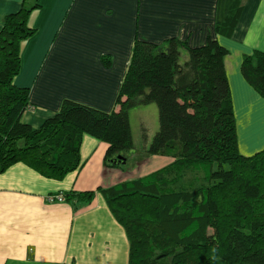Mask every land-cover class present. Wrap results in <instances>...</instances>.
<instances>
[{"label": "trees", "instance_id": "trees-1", "mask_svg": "<svg viewBox=\"0 0 264 264\" xmlns=\"http://www.w3.org/2000/svg\"><path fill=\"white\" fill-rule=\"evenodd\" d=\"M244 1H235L218 32L231 35ZM38 7L36 0L26 3L2 21L0 174L23 163L60 181L82 167L84 135L108 145L106 167H123L118 157L127 160L134 148L130 110L155 104L159 129L146 152L172 162L102 191L126 231L129 264H264V150L240 153L224 65L229 51L211 36L197 48L177 38L160 45L136 40L119 111L66 100L34 129L23 121L30 90L14 80L22 67L21 44L36 32L29 18ZM241 71L264 96V52L246 55ZM64 196L82 206L93 202L95 192Z\"/></svg>", "mask_w": 264, "mask_h": 264}, {"label": "crops", "instance_id": "crops-1", "mask_svg": "<svg viewBox=\"0 0 264 264\" xmlns=\"http://www.w3.org/2000/svg\"><path fill=\"white\" fill-rule=\"evenodd\" d=\"M36 1L39 7L29 18L36 32L21 44L22 67L14 80L30 90L33 110L25 112L24 123L40 128L66 100L106 113L119 111L116 101L136 40L160 45L177 38L197 48L211 36L229 51L224 65L240 153L249 157L264 150V96L241 71L246 55L264 52V0L244 1L231 35L218 27L236 0ZM34 2L0 0V30L6 15ZM107 149L106 143L84 135L82 167L60 181L23 163L0 174V264H129L126 231L102 191L135 180L133 170L142 165L124 170L128 155L123 167H106ZM144 159L157 168L142 176L172 162L151 155ZM91 191L95 198L89 205L47 201L50 195Z\"/></svg>", "mask_w": 264, "mask_h": 264}, {"label": "rangeland", "instance_id": "rangeland-1", "mask_svg": "<svg viewBox=\"0 0 264 264\" xmlns=\"http://www.w3.org/2000/svg\"><path fill=\"white\" fill-rule=\"evenodd\" d=\"M141 107L142 108L135 107L130 110V123H131V129H132V135L134 141V148L128 153L129 155L128 162L124 168V170L131 171L133 168H136L138 165L140 164L142 165L141 167L133 170L134 173L132 175L136 176L135 180L149 175L147 174L142 176L143 174H146L148 170L157 168V167H153L150 163L149 164L144 163L146 161L144 158L145 157L148 158L150 156L147 152H145L147 151L146 145H148V142L150 144L151 140L153 139L154 135L157 133L159 129L158 108L155 104H149L147 106H141ZM145 153L148 155H144ZM158 157H164V156H158ZM165 158L170 160V158L168 157ZM156 171L158 170H155L153 172Z\"/></svg>", "mask_w": 264, "mask_h": 264}, {"label": "built area", "instance_id": "built-area-1", "mask_svg": "<svg viewBox=\"0 0 264 264\" xmlns=\"http://www.w3.org/2000/svg\"><path fill=\"white\" fill-rule=\"evenodd\" d=\"M28 110H33V107L32 106H29ZM27 110V111H28ZM47 201L49 203H55V202H58V203H63L66 201L65 199V196L63 193H59V194H56V195H50L47 197Z\"/></svg>", "mask_w": 264, "mask_h": 264}, {"label": "water", "instance_id": "water-1", "mask_svg": "<svg viewBox=\"0 0 264 264\" xmlns=\"http://www.w3.org/2000/svg\"><path fill=\"white\" fill-rule=\"evenodd\" d=\"M118 161L122 162V163H126V159L122 156L118 157Z\"/></svg>", "mask_w": 264, "mask_h": 264}]
</instances>
